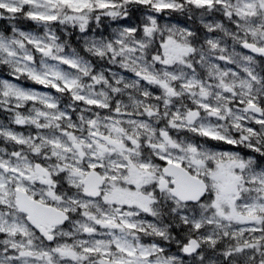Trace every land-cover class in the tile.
I'll return each mask as SVG.
<instances>
[{
    "label": "snow or ice",
    "instance_id": "obj_1",
    "mask_svg": "<svg viewBox=\"0 0 264 264\" xmlns=\"http://www.w3.org/2000/svg\"><path fill=\"white\" fill-rule=\"evenodd\" d=\"M0 20V264H264V0Z\"/></svg>",
    "mask_w": 264,
    "mask_h": 264
},
{
    "label": "rangeland",
    "instance_id": "obj_2",
    "mask_svg": "<svg viewBox=\"0 0 264 264\" xmlns=\"http://www.w3.org/2000/svg\"><path fill=\"white\" fill-rule=\"evenodd\" d=\"M3 25H1L0 24V30H2L4 27H6V26H8V24H9V21H4L3 23H2ZM30 25V22H27L26 21V23L25 24H22V28H24L25 30H32V28L29 26ZM26 26H28V27H26ZM0 78H8L7 77V72L6 71H2V72H0ZM24 84H25V86H28V87H33V88H35V89H37V90H39V91H47L46 89H43L41 86H39V85H33V84H31V82H23ZM0 122H6L5 121V115L4 114H2V113H0ZM13 127H15V126H13ZM17 130H23V129H17ZM215 143V142H214ZM0 146H3L2 144H0Z\"/></svg>",
    "mask_w": 264,
    "mask_h": 264
},
{
    "label": "trees",
    "instance_id": "obj_3",
    "mask_svg": "<svg viewBox=\"0 0 264 264\" xmlns=\"http://www.w3.org/2000/svg\"><path fill=\"white\" fill-rule=\"evenodd\" d=\"M181 19H183V18H181ZM4 21H6V20L1 21L0 24L3 25L2 23H3ZM24 22H26V21H24ZM24 22H23V23H24ZM29 26H32V25H29Z\"/></svg>",
    "mask_w": 264,
    "mask_h": 264
}]
</instances>
